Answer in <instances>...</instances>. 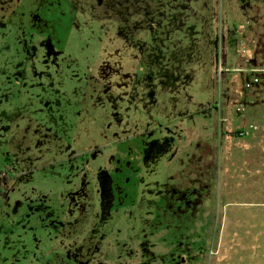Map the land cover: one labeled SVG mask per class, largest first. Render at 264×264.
Here are the masks:
<instances>
[{
  "label": "rangeland",
  "instance_id": "374dc122",
  "mask_svg": "<svg viewBox=\"0 0 264 264\" xmlns=\"http://www.w3.org/2000/svg\"><path fill=\"white\" fill-rule=\"evenodd\" d=\"M247 1L137 41L68 0H0V264H264L249 164L215 157L239 24L264 59Z\"/></svg>",
  "mask_w": 264,
  "mask_h": 264
},
{
  "label": "trees",
  "instance_id": "16d2710c",
  "mask_svg": "<svg viewBox=\"0 0 264 264\" xmlns=\"http://www.w3.org/2000/svg\"><path fill=\"white\" fill-rule=\"evenodd\" d=\"M68 2L70 9L78 8L82 11L91 9L93 15L100 21L109 19L116 22L125 36L137 38V41L142 40L143 34L146 37L153 35V38L158 39L160 31L181 32L183 27L190 24L187 18H197L198 14L195 13L198 9H217L216 0H68ZM256 2L257 0H248L247 5H255ZM185 36L182 34L180 40L185 42L187 40ZM168 39H161L160 45L165 42L167 46L174 48L173 41ZM13 177L9 170L0 171L1 197L7 194Z\"/></svg>",
  "mask_w": 264,
  "mask_h": 264
},
{
  "label": "crops",
  "instance_id": "0c3cea01",
  "mask_svg": "<svg viewBox=\"0 0 264 264\" xmlns=\"http://www.w3.org/2000/svg\"><path fill=\"white\" fill-rule=\"evenodd\" d=\"M249 29L252 30L250 25ZM260 61H264V59L257 57L253 64H249V69L254 68V65H258ZM252 75L251 71H249V78ZM260 76L261 84L254 90L250 89L249 97H246L243 101L247 104L249 125L257 123L259 124V129L253 131L249 128V134L245 137H238L235 133H230L231 129L241 127L240 113L235 108H227L226 111L225 109L221 111L220 107V122L223 123L222 126L224 128L221 131L220 127L217 133L218 144H215L217 150L215 157L220 159L221 157L222 159L229 157L233 166L242 165L241 163L249 164V204L253 205H264V72ZM234 112H237L235 119L232 115ZM225 118L227 121H224ZM221 143H224L222 150L219 148ZM241 146L244 148H241ZM224 149L227 150L224 151ZM241 157L242 159H240ZM219 165L221 166L220 162ZM12 190L11 184L8 194Z\"/></svg>",
  "mask_w": 264,
  "mask_h": 264
},
{
  "label": "built area",
  "instance_id": "2783aa9c",
  "mask_svg": "<svg viewBox=\"0 0 264 264\" xmlns=\"http://www.w3.org/2000/svg\"><path fill=\"white\" fill-rule=\"evenodd\" d=\"M238 34V54L242 58L244 62V66L238 69L237 75L233 80L237 82L236 89V97L232 100V106L240 113V122L241 127L238 129H231L230 133L236 134L238 137H245L249 134V128L253 131L259 129V124L251 123L249 125V119L247 115V104L243 102L246 97H249V90L256 89L258 85L261 84V76L260 74L264 72V64L254 65V68L249 69V64H253V62L257 58V44L258 40L255 36V32L249 29V33L247 32V28L244 24H239L236 28ZM249 71L253 74L249 78ZM244 74L247 77L240 81V76ZM224 121H227L225 118Z\"/></svg>",
  "mask_w": 264,
  "mask_h": 264
}]
</instances>
